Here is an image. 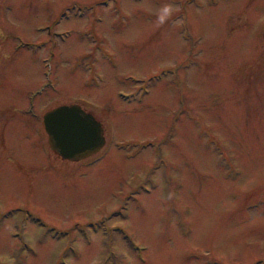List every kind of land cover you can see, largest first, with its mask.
Here are the masks:
<instances>
[{
    "label": "rangeland",
    "instance_id": "obj_1",
    "mask_svg": "<svg viewBox=\"0 0 264 264\" xmlns=\"http://www.w3.org/2000/svg\"><path fill=\"white\" fill-rule=\"evenodd\" d=\"M0 264H264V0H0Z\"/></svg>",
    "mask_w": 264,
    "mask_h": 264
},
{
    "label": "water",
    "instance_id": "obj_2",
    "mask_svg": "<svg viewBox=\"0 0 264 264\" xmlns=\"http://www.w3.org/2000/svg\"><path fill=\"white\" fill-rule=\"evenodd\" d=\"M44 123L51 147L64 158H86L106 143L103 123L80 103H64L48 110Z\"/></svg>",
    "mask_w": 264,
    "mask_h": 264
},
{
    "label": "clouds",
    "instance_id": "obj_3",
    "mask_svg": "<svg viewBox=\"0 0 264 264\" xmlns=\"http://www.w3.org/2000/svg\"><path fill=\"white\" fill-rule=\"evenodd\" d=\"M178 7L173 3H165L161 5L156 12V19L154 21V24L156 27H162L166 23H168L169 20L172 19V17L178 12ZM175 24L182 23L181 20L174 21Z\"/></svg>",
    "mask_w": 264,
    "mask_h": 264
},
{
    "label": "flooded vegetation",
    "instance_id": "obj_4",
    "mask_svg": "<svg viewBox=\"0 0 264 264\" xmlns=\"http://www.w3.org/2000/svg\"><path fill=\"white\" fill-rule=\"evenodd\" d=\"M45 125V124H44ZM48 141H49V137H48ZM50 144V143H49ZM51 146V145H50ZM53 149V148H52ZM54 150V149H53ZM58 153V152H57ZM60 156H61V158L63 159L64 157L60 154V153H58ZM94 155H92V156H90V157H88V158H85V159H82V160H84V161H86L87 159H89V158H91V157H93ZM64 159H67V158H64ZM99 160H97V159H93V160H91V161H87V162H85L86 164H90V165H93V164H95L96 162H98Z\"/></svg>",
    "mask_w": 264,
    "mask_h": 264
}]
</instances>
